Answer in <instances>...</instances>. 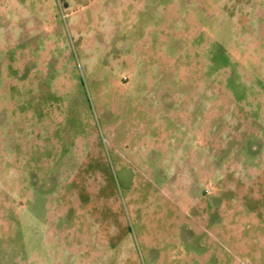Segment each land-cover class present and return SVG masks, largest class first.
<instances>
[{
	"label": "rangeland",
	"instance_id": "1",
	"mask_svg": "<svg viewBox=\"0 0 264 264\" xmlns=\"http://www.w3.org/2000/svg\"><path fill=\"white\" fill-rule=\"evenodd\" d=\"M0 264H264V0H0Z\"/></svg>",
	"mask_w": 264,
	"mask_h": 264
}]
</instances>
